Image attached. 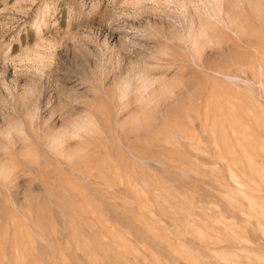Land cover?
Returning <instances> with one entry per match:
<instances>
[{"label": "rangeland", "instance_id": "obj_1", "mask_svg": "<svg viewBox=\"0 0 264 264\" xmlns=\"http://www.w3.org/2000/svg\"><path fill=\"white\" fill-rule=\"evenodd\" d=\"M0 264H264V0H0Z\"/></svg>", "mask_w": 264, "mask_h": 264}]
</instances>
